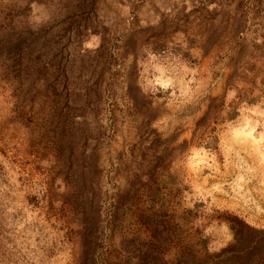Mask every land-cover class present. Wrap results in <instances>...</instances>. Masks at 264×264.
<instances>
[{
	"label": "rangeland",
	"instance_id": "1",
	"mask_svg": "<svg viewBox=\"0 0 264 264\" xmlns=\"http://www.w3.org/2000/svg\"><path fill=\"white\" fill-rule=\"evenodd\" d=\"M0 264H264V0H0Z\"/></svg>",
	"mask_w": 264,
	"mask_h": 264
}]
</instances>
